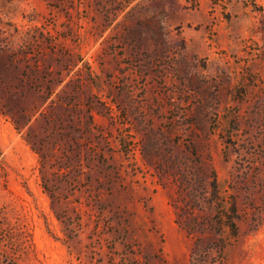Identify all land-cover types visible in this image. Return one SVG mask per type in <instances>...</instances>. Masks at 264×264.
I'll return each instance as SVG.
<instances>
[{
  "label": "rangeland",
  "instance_id": "1",
  "mask_svg": "<svg viewBox=\"0 0 264 264\" xmlns=\"http://www.w3.org/2000/svg\"><path fill=\"white\" fill-rule=\"evenodd\" d=\"M221 238L264 264V0H0V264H213Z\"/></svg>",
  "mask_w": 264,
  "mask_h": 264
},
{
  "label": "trees",
  "instance_id": "2",
  "mask_svg": "<svg viewBox=\"0 0 264 264\" xmlns=\"http://www.w3.org/2000/svg\"><path fill=\"white\" fill-rule=\"evenodd\" d=\"M212 188L211 205L216 210L214 224L218 232L221 233L228 228L232 236H237L239 233L238 221L240 220L237 203L222 194L215 174L213 175ZM226 249L227 242L224 238H221L218 243L213 245L204 242L198 243L196 259L201 262L216 251L218 255L215 257L213 264H227Z\"/></svg>",
  "mask_w": 264,
  "mask_h": 264
}]
</instances>
